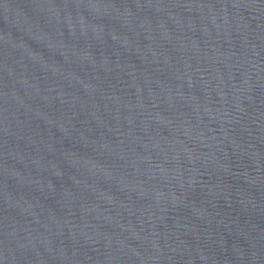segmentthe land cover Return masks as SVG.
Returning a JSON list of instances; mask_svg holds the SVG:
<instances>
[{
	"label": "water",
	"instance_id": "obj_1",
	"mask_svg": "<svg viewBox=\"0 0 264 264\" xmlns=\"http://www.w3.org/2000/svg\"><path fill=\"white\" fill-rule=\"evenodd\" d=\"M0 264H264V0H0Z\"/></svg>",
	"mask_w": 264,
	"mask_h": 264
}]
</instances>
